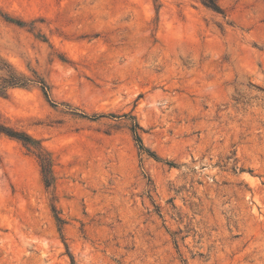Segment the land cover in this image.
Returning <instances> with one entry per match:
<instances>
[{
  "label": "rangeland",
  "instance_id": "374dc122",
  "mask_svg": "<svg viewBox=\"0 0 264 264\" xmlns=\"http://www.w3.org/2000/svg\"><path fill=\"white\" fill-rule=\"evenodd\" d=\"M217 2L0 0V264H264V0Z\"/></svg>",
  "mask_w": 264,
  "mask_h": 264
},
{
  "label": "trees",
  "instance_id": "16d2710c",
  "mask_svg": "<svg viewBox=\"0 0 264 264\" xmlns=\"http://www.w3.org/2000/svg\"><path fill=\"white\" fill-rule=\"evenodd\" d=\"M203 1L208 6L212 7L213 9L219 10L221 8L219 3L217 2V0H203ZM28 81L29 80L27 78L20 77V76H17L15 74H10L9 77L5 80V82H7L11 86H26L28 84ZM43 89H44V93L48 96V86L45 83L43 84ZM139 129H141V127L139 126V124H137L133 128V132L136 136V139L142 144V139H141V136H140L139 131H138ZM9 134L19 138L26 145L35 146L36 141H34L33 138L27 134L11 133V132H9ZM41 163H42L41 164L42 170H43V174L45 176V180L47 182V185H50L52 180H53L51 159H49L47 156H45L41 153Z\"/></svg>",
  "mask_w": 264,
  "mask_h": 264
}]
</instances>
